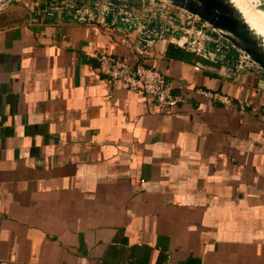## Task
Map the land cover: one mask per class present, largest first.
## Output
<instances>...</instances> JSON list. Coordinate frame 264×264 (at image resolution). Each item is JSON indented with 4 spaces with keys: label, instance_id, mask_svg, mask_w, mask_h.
<instances>
[{
    "label": "crops",
    "instance_id": "crops-1",
    "mask_svg": "<svg viewBox=\"0 0 264 264\" xmlns=\"http://www.w3.org/2000/svg\"><path fill=\"white\" fill-rule=\"evenodd\" d=\"M46 3L0 9V264H264V83L169 38L46 22ZM103 52L186 101L106 79Z\"/></svg>",
    "mask_w": 264,
    "mask_h": 264
},
{
    "label": "water",
    "instance_id": "water-1",
    "mask_svg": "<svg viewBox=\"0 0 264 264\" xmlns=\"http://www.w3.org/2000/svg\"><path fill=\"white\" fill-rule=\"evenodd\" d=\"M9 1L0 0V9ZM46 5V22L102 20L136 35L142 46L169 38L224 75L243 70L264 83V0H47Z\"/></svg>",
    "mask_w": 264,
    "mask_h": 264
},
{
    "label": "built area",
    "instance_id": "built-area-1",
    "mask_svg": "<svg viewBox=\"0 0 264 264\" xmlns=\"http://www.w3.org/2000/svg\"><path fill=\"white\" fill-rule=\"evenodd\" d=\"M194 22L201 21L194 17ZM99 72L108 80L120 81L126 84L130 90L138 95L150 97L160 110H171L177 108L186 101V97L174 92L173 84L157 68H150L143 63L136 65L129 64L126 60L120 59L109 52H103L98 60ZM197 70L200 67H196ZM186 91L212 99L215 103L222 104L225 108L235 106L233 99L225 94L207 91L202 88L192 89L190 86L182 87ZM241 110H245L240 106ZM264 117V107L258 111Z\"/></svg>",
    "mask_w": 264,
    "mask_h": 264
}]
</instances>
